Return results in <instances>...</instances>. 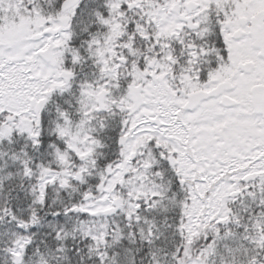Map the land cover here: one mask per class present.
Segmentation results:
<instances>
[{"label":"snow or ice","instance_id":"6c2138e0","mask_svg":"<svg viewBox=\"0 0 264 264\" xmlns=\"http://www.w3.org/2000/svg\"><path fill=\"white\" fill-rule=\"evenodd\" d=\"M0 264H264V0H0Z\"/></svg>","mask_w":264,"mask_h":264}]
</instances>
